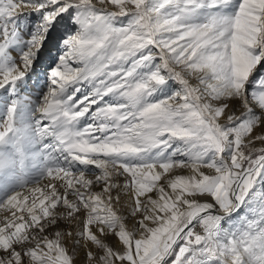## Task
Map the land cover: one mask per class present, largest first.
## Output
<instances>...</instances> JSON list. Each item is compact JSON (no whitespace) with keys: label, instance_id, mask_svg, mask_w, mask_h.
<instances>
[{"label":"snow or ice","instance_id":"snow-or-ice-1","mask_svg":"<svg viewBox=\"0 0 264 264\" xmlns=\"http://www.w3.org/2000/svg\"><path fill=\"white\" fill-rule=\"evenodd\" d=\"M0 264H264V0H0Z\"/></svg>","mask_w":264,"mask_h":264}]
</instances>
